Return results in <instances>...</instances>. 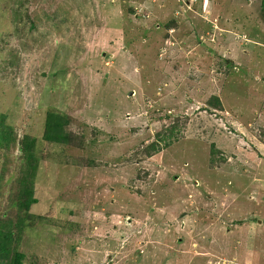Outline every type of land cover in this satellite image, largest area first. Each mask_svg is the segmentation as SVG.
I'll list each match as a JSON object with an SVG mask.
<instances>
[{
    "label": "rangeland",
    "instance_id": "obj_1",
    "mask_svg": "<svg viewBox=\"0 0 264 264\" xmlns=\"http://www.w3.org/2000/svg\"><path fill=\"white\" fill-rule=\"evenodd\" d=\"M0 235V264H264V0H0Z\"/></svg>",
    "mask_w": 264,
    "mask_h": 264
},
{
    "label": "trees",
    "instance_id": "obj_2",
    "mask_svg": "<svg viewBox=\"0 0 264 264\" xmlns=\"http://www.w3.org/2000/svg\"><path fill=\"white\" fill-rule=\"evenodd\" d=\"M67 124V120L63 119L60 116H57L55 114L52 113H48L47 114V118H46V122H45V135H44V139L46 141L49 142H58V143H64V144H68L70 146V144L72 143V141H77V140H72V136H70V133H68L66 131V126ZM34 149H32V153L30 154L29 152L24 153V155L27 158H30L29 160L34 158ZM28 160V161H29ZM31 170L32 165L30 166ZM29 169H27L24 173L25 177L27 179L30 178V171ZM32 173V172H31ZM22 192H21V197L20 200L18 201V208H20L23 211H28L30 206L35 204L37 202V200L33 197V192L32 189L29 188V186H25L24 188H22ZM11 235V234H9ZM2 241H4L3 237L0 235V251L2 249L7 250V246L4 244H2ZM6 252V251H5ZM18 258V260H17ZM22 258L21 255L17 256V253L15 254L14 260L11 264H21V261H19Z\"/></svg>",
    "mask_w": 264,
    "mask_h": 264
}]
</instances>
